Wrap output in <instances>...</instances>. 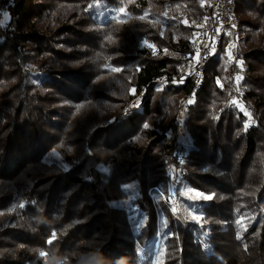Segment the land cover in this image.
<instances>
[{
	"label": "trees",
	"instance_id": "trees-1",
	"mask_svg": "<svg viewBox=\"0 0 264 264\" xmlns=\"http://www.w3.org/2000/svg\"><path fill=\"white\" fill-rule=\"evenodd\" d=\"M0 8V264H264V0L236 3L241 80L224 52L195 90L152 81L198 0Z\"/></svg>",
	"mask_w": 264,
	"mask_h": 264
},
{
	"label": "built area",
	"instance_id": "built-area-1",
	"mask_svg": "<svg viewBox=\"0 0 264 264\" xmlns=\"http://www.w3.org/2000/svg\"><path fill=\"white\" fill-rule=\"evenodd\" d=\"M229 1L230 0H212V7L210 8L211 21H209V26H201V20L191 24V28H193V32L195 33V46L189 50L188 57L183 59L186 64V72L184 75L168 78V82H182L184 86H186L187 83H192L193 90H195L198 82V78L196 77L197 64L208 56V50L213 44L215 34L224 35L223 51L220 55H224V52H227L226 56L230 57L231 63L236 65L231 75L233 81L238 82L239 79L242 78L243 69L240 68V62L237 60L236 51H234L233 26L235 21L231 20V15H229ZM2 18L3 10L0 8V20ZM241 96L242 93L240 88L236 87L235 92L231 93L229 101L238 104ZM184 106L185 105L181 107V112ZM177 121H181V114L177 116Z\"/></svg>",
	"mask_w": 264,
	"mask_h": 264
},
{
	"label": "bare ground",
	"instance_id": "bare-ground-1",
	"mask_svg": "<svg viewBox=\"0 0 264 264\" xmlns=\"http://www.w3.org/2000/svg\"><path fill=\"white\" fill-rule=\"evenodd\" d=\"M203 6H205L208 9V15L201 20V26H209V21H211V11L210 8L212 7V0H198ZM239 0H230L229 1V15H231V20L235 21V24L233 26V42H234V51L237 49V43L234 39V31L238 26V20L235 14V7L236 3ZM193 29V28H192ZM223 42H224V35L223 34H215L213 38V44L209 47L208 50V56L204 58L202 61H199L196 68V77L198 78V82L196 85V88H199L203 79L204 71L208 64L215 59L218 58H224V55H220L223 51ZM195 46V33L193 32L192 39L189 43V50H191ZM226 60H228L231 63L230 57L226 56ZM240 68L243 69L244 72V66L240 63ZM186 72V64L185 61L182 60L178 68L173 72H159L153 77L152 83L154 86L159 90H167L170 88H181L184 87V83L182 82H168V78L170 77H178L181 75H184ZM241 78L239 79V81ZM240 88V91L243 95L244 90L242 87ZM232 92H235V88ZM145 98V91L142 90L138 94H135L131 101L129 102L128 106L125 109V113L129 114L134 111L140 110L142 103ZM134 105V106H133ZM133 106V107H132ZM131 108V109H130Z\"/></svg>",
	"mask_w": 264,
	"mask_h": 264
},
{
	"label": "snow or ice",
	"instance_id": "snow-or-ice-1",
	"mask_svg": "<svg viewBox=\"0 0 264 264\" xmlns=\"http://www.w3.org/2000/svg\"><path fill=\"white\" fill-rule=\"evenodd\" d=\"M90 7H91V5H90ZM144 127H148V125L147 124H145L144 125ZM127 188H131L132 186H126ZM197 195H199V194H197ZM205 199H210L211 197H204ZM174 211H175V209H174ZM54 238V237H53ZM49 243H51V241H49ZM41 255H45V253H41Z\"/></svg>",
	"mask_w": 264,
	"mask_h": 264
},
{
	"label": "rangeland",
	"instance_id": "rangeland-1",
	"mask_svg": "<svg viewBox=\"0 0 264 264\" xmlns=\"http://www.w3.org/2000/svg\"><path fill=\"white\" fill-rule=\"evenodd\" d=\"M264 32V31H263ZM131 101V100H130ZM169 193H171V189L169 188Z\"/></svg>",
	"mask_w": 264,
	"mask_h": 264
},
{
	"label": "water",
	"instance_id": "water-1",
	"mask_svg": "<svg viewBox=\"0 0 264 264\" xmlns=\"http://www.w3.org/2000/svg\"><path fill=\"white\" fill-rule=\"evenodd\" d=\"M171 189V188H170Z\"/></svg>",
	"mask_w": 264,
	"mask_h": 264
}]
</instances>
